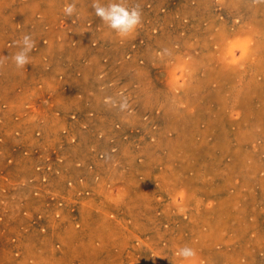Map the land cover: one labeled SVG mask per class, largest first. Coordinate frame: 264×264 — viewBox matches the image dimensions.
<instances>
[{"label":"rangeland","instance_id":"374dc122","mask_svg":"<svg viewBox=\"0 0 264 264\" xmlns=\"http://www.w3.org/2000/svg\"><path fill=\"white\" fill-rule=\"evenodd\" d=\"M98 2L0 0V264H264V0Z\"/></svg>","mask_w":264,"mask_h":264},{"label":"clouds","instance_id":"9594fccd","mask_svg":"<svg viewBox=\"0 0 264 264\" xmlns=\"http://www.w3.org/2000/svg\"><path fill=\"white\" fill-rule=\"evenodd\" d=\"M93 8L95 9L96 15L106 22H109L112 28L118 29L121 35L135 30L142 22L141 12L135 7L129 10L121 3H110L107 8H104L100 6L98 0H94ZM72 9V5H67L65 7V12L71 14ZM24 41L28 43V49L15 54L13 57L16 65L21 68L29 63V59L25 52L34 47V43L30 42V37L25 36ZM176 255L182 257L184 260H190L196 256V252L194 249L185 246L179 248Z\"/></svg>","mask_w":264,"mask_h":264},{"label":"bare ground","instance_id":"6f19581e","mask_svg":"<svg viewBox=\"0 0 264 264\" xmlns=\"http://www.w3.org/2000/svg\"><path fill=\"white\" fill-rule=\"evenodd\" d=\"M45 3V2H44ZM215 4V3H214ZM252 6V5H251ZM95 26V25H94ZM99 27V26H98ZM70 28V27H69ZM73 28V27H72ZM74 29V28H73ZM219 35V34H218ZM124 36V35H123ZM104 40V39H103ZM82 41H84V40H82ZM223 41V40H222ZM223 43H224V41H223ZM87 44H89V43H87ZM86 45V44H85ZM204 45V44H203ZM207 46V45H206ZM209 47V46H208ZM102 48V47H101ZM232 48V47H231ZM120 49V48H119ZM118 49V50H119ZM171 49V48H170ZM185 49V48H184ZM105 50V49H104ZM259 50V49H258ZM69 53V52H68ZM87 53V52H86ZM248 52H247V46H244V48H243V56L244 57H246ZM141 54V53H140ZM210 54V53H209ZM70 55V54H69ZM73 55V54H72ZM75 55V54H74ZM232 55H234V54H232ZM76 56V55H75ZM78 56V55H77ZM140 56V55H139ZM188 56V55H187ZM233 57V60H236V58H235V55L234 56H232ZM94 58V57H93ZM44 60V59H43ZM110 60V59H109ZM100 61V60H99ZM113 61V60H112ZM40 62V61H39ZM33 63H34V61H33ZM91 63V62H90ZM156 63V62H155ZM157 65V64H156ZM199 65V68H200V64H198ZM42 66V65H41ZM82 66V65H81ZM112 66V65H111ZM116 67V66H115ZM114 67V68H115ZM69 68H70V66H69ZM79 68V67H78ZM79 70V69H78ZM96 70V69H95ZM94 70V71H95ZM191 72V71H190ZM193 77V76H192ZM158 78V77H157ZM19 80V79H18ZM75 80V79H74ZM195 80V79H194ZM197 80V79H196ZM195 80V81H196ZM83 82V81H82ZM74 83V82H73ZM18 84V83H17ZM194 84V83H193ZM192 84V85H193ZM191 85V86H192ZM15 86V85H14ZM13 86V87H14ZM91 87V86H90ZM116 89V88H115ZM13 90V89H12ZM86 90V89H85ZM194 91V90H193ZM88 93V92H87ZM91 93H92V91H91ZM90 94V93H89ZM95 94V93H94ZM100 94V93H99ZM98 94V95H99ZM89 96V95H88ZM111 96H112V94H111ZM121 96H123L122 94H121ZM110 98V97H109ZM138 99V98H137ZM171 99V98H170ZM84 100V99H83ZM180 100V99H179ZM62 101V100H61ZM117 101V100H116ZM184 101V100H183ZM118 102V101H117ZM91 103V102H90ZM123 103V102H122ZM20 104V103H19ZM120 104H121V102H120ZM21 105V104H20ZM123 105V104H122ZM71 106V105H70ZM95 106V105H94ZM127 107V106H126ZM190 107V106H189ZM19 108V107H18ZM69 108V107H68ZM94 108V107H93ZM166 108V107H165ZM173 108V107H172ZM7 109V108H6ZM69 109H71V108H69ZM95 109V108H94ZM38 110V109H37ZM72 110V109H71ZM6 111V110H5ZM18 111V110H17ZM82 111H84V110H82ZM116 111V110H115ZM190 111V110H189ZM86 112V111H85ZM4 113V112H3ZM125 113V112H124ZM7 114V113H6ZM126 114V113H125ZM192 114V113H191ZM235 114V113H234ZM124 115V114H123ZM193 115V114H192ZM90 116V115H89ZM123 117V116H122ZM125 117V116H124ZM123 117V118H124ZM137 117V116H136ZM135 117V118H136ZM139 117V116H138ZM194 117V116H193ZM114 120V119H113ZM16 122V121H15ZM92 123H93V120L91 121ZM133 122V121H132ZM101 123V122H100ZM110 123H112V122H110ZM127 123V122H126ZM167 123V122H166ZM44 124V123H43ZM47 124V123H46ZM88 124V123H87ZM99 124V123H98ZM164 124V123H163ZM91 125V124H90ZM109 125V124H108ZM19 126V125H18ZM111 126H113L112 124H111ZM152 125H150V127H151ZM102 127H103V125H102ZM14 128H16V127H14ZM21 128V127H20ZM104 128V127H103ZM108 128H109V126H108ZM166 128V127H165ZM164 128V129H165ZM91 129V128H90ZM25 130V129H24ZM100 130V129H99ZM146 130V129H145ZM163 130V129H162ZM116 131V130H115ZM98 132V131H97ZM50 133V132H49ZM117 133V132H116ZM244 134V133H243ZM50 135H52L51 133H50ZM68 135V134H67ZM251 136V135H250ZM49 137V136H48ZM91 137V136H90ZM177 137V136H176ZM141 138V137H140ZM39 140H40V138H39ZM41 141V140H40ZM58 141V140H57ZM55 142H56V140H55ZM77 144H78V142H77ZM145 144V143H144ZM147 146V145H146ZM77 147V146H76ZM78 147H80V146H78ZM148 147V146H147ZM119 148H120V146H119ZM72 149V148H71ZM81 150V149H80ZM123 152V151H122ZM77 153V152H76ZM113 153V152H112ZM115 153V152H114ZM146 153V152H145ZM71 154V153H70ZM116 154V153H115ZM132 155V154H131ZM65 156V155H64ZM108 156V155H107ZM117 156V155H116ZM70 157V156H69ZM87 157H88V155H87ZM108 161V160H107ZM111 161V160H110ZM172 162V161H171ZM108 163V162H107ZM156 163V162H155ZM50 165V164H49ZM120 165V164H119ZM124 166V165H123ZM39 169V168H38ZM95 169V168H94ZM88 170H89V168H88ZM120 170V169H119ZM252 170V169H251ZM130 171V170H129ZM128 171V172H129ZM96 172V171H95ZM130 173V172H129ZM92 174V173H91ZM69 175V174H68ZM71 176H72V174H71ZM41 177V176H40ZM89 177H91V176H89ZM93 177V176H92ZM63 178V177H62ZM112 178V177H111ZM131 179V178H130ZM40 180V179H39ZM63 181V180H62ZM92 181V180H91ZM103 182V181H102ZM134 182V181H133ZM15 183V182H14ZM101 184V183H100ZM84 186H85V184H84ZM18 192H19V190H18ZM15 193V192H14ZM57 193V192H56ZM90 193V192H89ZM21 195V194H20ZM114 197V196H113ZM179 197V196H178ZM70 198V197H69ZM74 200V199H73ZM82 202V201H81ZM113 202V201H112ZM119 204V203H118ZM33 205V204H32ZM139 205V204H138ZM91 206V205H90ZM155 206V205H154ZM61 208V207H60ZM8 213H10V212H8ZM57 214V213H56ZM90 215V214H89ZM102 215V214H101ZM23 216V215H22ZM83 217V216H82ZM74 218V217H73ZM13 219V218H12ZM105 219V218H104ZM3 220V219H2ZM28 221V220H27ZM55 221V220H54ZM54 221H52V222H54ZM13 225V224H12ZM6 226V225H5ZM4 226V227H5ZM8 226V225H7ZM18 227V226H17ZM38 229V228H37ZM49 229V228H48ZM28 231V230H27ZM96 231V230H95ZM52 232V231H51ZM54 233H56V232H54ZM3 234V233H2ZM56 236H57V234H56ZM66 238V237H65ZM237 240V239H236ZM2 241V240H1ZM238 241V240H237ZM22 242V241H21ZM1 243V242H0ZM31 244V243H30ZM148 245V244H147ZM8 249V248H7ZM3 253V252H2ZM15 253V252H14ZM28 253V252H27ZM4 255V254H3ZM11 257V256H10ZM15 257V256H14ZM3 258V257H2ZM6 260V259H5ZM21 260V259H20ZM12 261V260H11ZM4 262V261H3ZM10 262V261H9ZM27 262V261H26ZM40 263V262H39Z\"/></svg>","mask_w":264,"mask_h":264}]
</instances>
